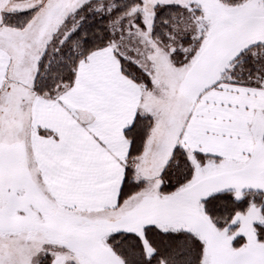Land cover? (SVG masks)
Masks as SVG:
<instances>
[{
	"label": "snow or ice",
	"instance_id": "snow-or-ice-1",
	"mask_svg": "<svg viewBox=\"0 0 264 264\" xmlns=\"http://www.w3.org/2000/svg\"><path fill=\"white\" fill-rule=\"evenodd\" d=\"M0 264H264V0H0Z\"/></svg>",
	"mask_w": 264,
	"mask_h": 264
}]
</instances>
